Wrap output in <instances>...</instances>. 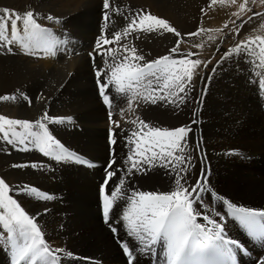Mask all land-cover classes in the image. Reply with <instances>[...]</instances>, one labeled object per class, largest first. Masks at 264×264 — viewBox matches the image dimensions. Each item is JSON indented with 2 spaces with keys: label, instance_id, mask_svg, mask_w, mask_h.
<instances>
[{
  "label": "bare ground",
  "instance_id": "obj_1",
  "mask_svg": "<svg viewBox=\"0 0 264 264\" xmlns=\"http://www.w3.org/2000/svg\"><path fill=\"white\" fill-rule=\"evenodd\" d=\"M102 1L0 0V8L9 7L20 12L33 10L38 14V23L49 30L66 27L79 30L98 19ZM204 1L206 4L207 0H135L138 4L128 11V15L145 10L167 19L181 34L177 38L164 31L139 32L142 38L135 43L138 54L143 55L146 61L172 55L170 50L178 40L181 52H191L190 42H193L189 34H192L190 31L201 20L200 17H206L199 7ZM217 12L213 17L222 22L227 12L222 9ZM48 16L53 19H47ZM122 16L116 14L114 23H122ZM87 36L86 33L85 42L93 45L91 39L95 36L89 39ZM20 48L16 44L10 55L5 50L0 53V76L5 74L0 78V95L16 96L12 101H0V115L30 121L39 119L44 113L50 117L71 118L62 125L49 124L50 131L54 129V134L70 151L90 157L96 163V166H88L72 161L58 162L44 156L30 144V150L24 151L20 145L13 146L0 139V177L6 178L10 187L35 186L53 196L51 200L19 194L14 198L30 214H39L38 223L50 247L64 250L58 254L61 264H127L119 244L129 241L125 229L118 227L114 235L109 226L111 221L106 223L103 218L99 193L108 170L120 169L116 175L125 178V188L129 193L133 190L163 192L174 189V174L169 169L145 166L130 176L124 172L130 167L124 164V160L130 148H134L125 140L134 128H138L139 120L169 129L190 126L192 132L187 138L185 153L191 156L193 166L188 172V183H194L200 175L202 163L206 164L208 186L213 192L238 206L264 209V91L259 88L256 72H233L234 65L223 67L221 64L211 76L210 73L203 75L198 72L193 76L183 104H173L168 99H158L156 104L139 100L132 103L129 111L127 94L120 96L113 101L111 109V120L120 123L119 135L117 143L110 145V131L114 126L110 123V110L98 96L96 72L105 70V61L110 64L113 60L97 55L94 46L77 58L69 54H45L43 51L29 55L25 50L21 53ZM106 78L103 77L104 80ZM11 79L12 84H9ZM152 83L155 85L157 82L153 80ZM160 84L162 87V81ZM141 91L148 95L144 88ZM107 92L112 94L111 85ZM153 94L158 96L160 93ZM120 109L124 110L123 116L118 114ZM134 119L137 120L136 125L130 123ZM111 150H114L113 154ZM113 159L116 163L111 169H106ZM33 163L43 167H13ZM203 201L210 205L203 211L213 217L217 211L227 212V208L209 193L203 194ZM114 213L113 218H118L119 212L114 209ZM226 221L229 238L237 239L247 249V254L237 255L238 264H258L259 259L264 258V244L253 241L232 217H226ZM198 222L206 223L202 219ZM5 234L6 230L0 231V264H12L10 244ZM131 243H135L134 239ZM66 252L73 255L67 256ZM163 261V249L157 248L152 254H138L135 264H163Z\"/></svg>",
  "mask_w": 264,
  "mask_h": 264
},
{
  "label": "snow or ice",
  "instance_id": "obj_2",
  "mask_svg": "<svg viewBox=\"0 0 264 264\" xmlns=\"http://www.w3.org/2000/svg\"><path fill=\"white\" fill-rule=\"evenodd\" d=\"M212 2L215 3L216 0ZM235 2L236 0H232V3ZM247 2L248 0H245L240 5L241 12L246 10ZM260 3L264 4V0H260ZM103 9V28L107 30L110 13L118 15L123 13L115 8L110 0H103ZM37 15L33 10L20 12L9 7L0 8V44L8 48L19 44L28 50L29 55H36L37 51L55 55L56 42L50 30L38 23ZM254 15L262 14L257 12ZM47 19L52 20L53 17L48 16ZM124 19L128 21L125 27L111 33L105 31L97 39L94 48L97 55L108 56L113 60L110 64L105 61V70L96 72L98 78L107 77L98 84V88L103 102L110 109V123L114 126L110 131V145L117 143L116 137L119 135L117 129H120L119 121L111 120L114 100L127 94L129 111L132 110V103H138L139 100L156 104L158 99H168L173 104H183L187 91L192 86L193 76L198 75L196 70L202 64L204 67L207 66V62H202L198 58L188 59L193 53L181 52L179 40L170 50L172 55L146 61L143 55L138 54L137 48L127 40L128 37L140 31L149 33L164 31L180 38V32L167 19L145 10L124 16ZM252 19L253 16H248L245 22H251ZM235 34H239V27ZM122 41L125 42L121 43ZM106 45L115 47L106 48ZM248 51L254 55L258 54L259 67L264 69V36L239 42L226 56ZM117 55H120L119 60H116ZM173 56L185 58L174 59ZM140 61L144 63L141 64ZM255 75L258 77L260 90L264 91V72H256ZM153 80L157 82L155 85L152 83ZM110 85L111 95L107 92ZM142 88L148 91V95L143 94ZM157 91L160 93L158 96L153 94ZM15 99L14 95H0V101ZM118 114L123 116L124 110L120 109ZM70 120L71 118L50 117L47 113L35 121L0 115V139L13 146L18 144L24 151L30 150L28 147L30 144L44 156L58 162L72 161L83 164L86 161L78 153L65 147L54 134V129L52 131L49 129V124L62 125ZM130 123L136 125L137 120L134 119ZM190 132H192L190 126L169 129L151 126L139 120L138 128H134L125 140L126 144L134 145V148H130L124 160L125 165H130L124 172L130 176L145 166L169 169L174 174L173 190L163 192L133 190L129 193L125 188V178L116 175L120 169L106 172L101 189L103 218L106 223L111 221L109 226L114 235L117 234L118 227L125 229L129 241H121V247L128 258V264H135L138 254H152L157 248L163 249V264H238L237 255L247 254V249L237 239L229 238L226 231L228 216L237 221L253 241L264 244V209L238 206L237 203L213 192L208 186L206 164L202 163L200 175L194 183H188V172L193 165L191 156L185 153V149ZM196 146L199 148L198 141ZM115 163L114 159L111 160L109 168L111 169ZM13 167L36 168L43 165L33 163ZM109 181H112L111 185ZM204 193H209L219 200L227 208V212L222 214L217 211L213 217L211 213L203 211L210 206L203 201ZM17 194L41 200L53 199V196L35 186L10 187L6 178L0 177V226H2L0 231L6 230L12 264H61L58 254L64 250L50 247L45 239V232L38 223L39 214H30L26 211L21 202L14 198ZM114 209L119 212L118 218H113ZM198 219L206 223L198 222ZM113 224L117 226L114 227ZM132 239L135 243L130 244ZM64 254L70 257L73 255L72 252ZM258 264H264V258H260Z\"/></svg>",
  "mask_w": 264,
  "mask_h": 264
},
{
  "label": "rangeland",
  "instance_id": "obj_3",
  "mask_svg": "<svg viewBox=\"0 0 264 264\" xmlns=\"http://www.w3.org/2000/svg\"><path fill=\"white\" fill-rule=\"evenodd\" d=\"M133 1L132 0H114V1L110 0V3L113 4V6L115 8L121 10V12L123 13V16L121 15L122 16V23L115 24L114 23V16L116 15V13H114V14L110 13V20H109V25H108L110 27H109V29H107L109 32L107 30L103 29V25H104L103 15H102L103 14L102 12H104L103 1L100 3V7H101L100 13L101 14H99L98 19H96L97 21L95 20L92 23L88 24L87 28L85 27L84 29H79V30H78V28L74 29L72 27L63 28L64 30L62 28L51 29L50 30L51 36H52L53 40L56 42V47L54 49L55 53H56L55 56H62V55L63 56H69V55H71V56H74L76 58L79 56H82L84 53H86V51H88L91 48V46H94V48H95L96 41L101 36L100 34H104L105 31L107 33H110V31L113 32L115 30H120L123 27H125L126 24L128 23V21H126L124 19V16L131 15L132 13H130L128 15V11L131 9H134L138 4L135 2V0H133ZM244 2H245V0H236L235 3H232V0H216V2L213 3L212 0H210L209 2L207 0L206 4L204 1V3L201 6H199L200 9L204 11L206 17H203V16L200 17V19L202 20V21L199 20L200 24H199V21H197V24H195L194 28L192 29L193 31L192 30L190 31V32H192V34L196 33L195 36L189 35L190 37L192 36L191 41L193 42V43L190 42L191 52L193 53L192 59L198 58L202 62H207V66L204 67L202 64L196 70L197 73L201 72L203 75L210 73V76H211L213 72H216V69L220 66V64L223 67H225L227 65H234L233 69H232L233 72H239V71L245 72V70H246L245 73H247V74L249 72L250 73H252V72H264V69H261L259 67V56H258V54L254 55L251 51L244 52L242 54L241 53H238V54L233 53L230 56H226V54L229 53L231 51V49L234 46H236L239 42L246 41L249 38L254 39L257 36H264V4L260 3V0H248L247 4L245 6L246 10L244 12H241L240 11V5L243 4ZM204 7H205V9H204ZM219 9H222V11L224 13L227 12V15L225 16V18L223 19L222 22L218 21V17H216V18L213 17L214 15H216L218 13L217 11ZM248 9H250V11H248ZM257 12L261 13L262 15L255 16L254 13H257ZM212 13H213V15H212ZM237 13H239V15H237ZM248 16H253V19L251 22H245V21H247ZM197 25H199V26H197ZM225 25H227V27H225ZM241 25H242V27H240ZM198 27L200 29H204L205 31H200V29ZM238 27H239V34H235L236 29ZM101 28H102V30H101ZM88 29H89V31H88ZM83 30H85V31H83ZM100 31H101V33H100ZM140 32L142 33L143 31H140ZM86 33L88 34L87 39L92 37V35L95 36L94 38L91 39L92 44L94 43L93 45H90V43L85 42L86 41V37H85ZM76 36H77V38H76ZM209 37H211V39H209ZM135 38H137V40ZM141 38H142V35L137 33V34L131 36L130 38L128 37L127 40L131 44L136 46L135 43L137 41H139ZM109 39H111L110 35H109ZM77 40H79V42ZM81 41H82V43H81ZM124 42L125 41H122L121 43H124ZM88 44L90 46L84 48L85 45H88ZM184 44L187 45L188 42H184ZM197 45H200V46L197 47ZM105 47L106 48H112V47H115V45H106ZM3 50H5L8 55H10V51H15L12 49V47L8 48V47L4 46L3 44H0V53H3L4 52ZM23 51L25 53H27L28 50L23 49L21 47L20 52L24 53ZM67 54H69V55H67ZM117 57L120 58V55H117L116 58ZM105 58L111 59L108 56H105ZM94 62H92V63L94 64ZM232 62H234V63H232ZM4 73H5V71H4ZM6 74H9V72H7ZM3 76H5V74H3ZM3 76H0V78ZM255 77L258 79L257 76H255ZM103 80H104L103 77L96 80L97 86L100 82H103ZM247 83H249L248 79H247ZM9 84H12V79H11V83H9ZM9 84H7V85H9ZM97 92H98V96H99L101 102L104 105L105 103L103 102V99H102V96H101L99 90ZM105 108H106V105H105ZM111 151L114 152V150H111Z\"/></svg>",
  "mask_w": 264,
  "mask_h": 264
}]
</instances>
